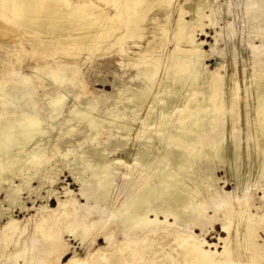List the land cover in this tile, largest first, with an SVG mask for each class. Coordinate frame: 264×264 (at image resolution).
<instances>
[{
	"label": "rangeland",
	"instance_id": "1",
	"mask_svg": "<svg viewBox=\"0 0 264 264\" xmlns=\"http://www.w3.org/2000/svg\"><path fill=\"white\" fill-rule=\"evenodd\" d=\"M70 1L78 3L87 0ZM95 1L101 6L105 5V0ZM145 1L162 3V0ZM195 1L172 0L170 5L165 4L167 7L165 11L156 7L148 14L146 20L141 23L132 22L131 27H136L135 32L120 44L115 45V51L111 54L103 51V48L108 45L106 41L96 39L97 41L89 47L79 48L73 45V38L68 37V34L56 39L59 36L58 31H51V35H46L45 44L38 41L39 38H43L42 36H35L32 40L26 41L20 36L21 29L13 17L5 15L8 12L7 7L3 9L0 6V70L6 63L16 74L17 81L29 77L34 86L33 94H30L28 90L19 94L15 91L18 83H15V86L9 90L10 99L2 95L0 88V103L5 100V109L16 115L23 112L33 113V104L37 105L42 129V133L36 135L23 151L11 149L9 153L16 151L24 153L28 147H34L39 143L48 144V149L40 155L39 162L16 170L5 181L0 180V264H12L14 260L11 259V255L17 254L20 249L30 245L37 248L36 251L39 254L36 252V255L42 259L39 264H68L71 261H73L72 264H124L121 257L123 259L128 252L118 251L116 255L114 254L126 243V235L118 222L120 221L118 205L126 202L127 199L129 201L135 198L134 195L137 194L140 186L145 187L151 184L150 188H157L163 172L177 173V176L173 178L175 180L170 181L172 186L183 184L187 187L185 190L189 192H198L200 183L211 185L206 188L203 195V200L208 206L205 208L202 227L194 224L186 227L187 219L179 222L170 219L169 224L159 227L160 230L166 227L168 230L179 232L184 238L192 236L195 241L202 244L204 250L219 257L226 248L223 240L228 237L224 227L230 224V232L233 234L239 229L249 227L250 234L241 240L242 249H239L242 252L239 249L237 251L242 255L240 262L246 263L256 258L257 262L264 264V221L260 220V217L264 216V135L260 132L262 131L261 116L257 115L259 109H256L259 108L260 103H257L261 101L260 97L262 95L264 97L262 87L264 84V18L261 21L257 20L254 23L256 26L253 25V29L249 31L250 23L246 15L248 0H205L206 6L200 12V22L194 9ZM145 5L144 2L141 6ZM175 18H181L188 23V29L182 35L192 30L195 40L203 43L200 52L205 53H203L204 66L209 73L202 74L201 83L209 81L211 78L209 74L218 70V76H222V83L226 84L220 93V96H223L221 102L225 110L221 112H224L223 116L220 115L221 113L217 115L215 129L210 127L211 131L198 133L200 136L196 137L197 139L194 138L192 143L180 141H176L177 144L175 141L169 143L172 129L178 125L177 120L184 112L178 98L172 99L174 103L169 111L163 112L155 107L158 99H161V103L167 102L168 98L165 101V97L169 89L162 83L169 81L168 79L175 75L177 67L181 65L172 49L177 46L181 49H193L192 44L179 38L181 33ZM161 25H165L168 29L162 31L159 28ZM138 27L152 29L142 33L136 31ZM231 27L235 29L234 36L237 41L243 37L238 42L239 45H232L235 42L233 39L227 43L221 37V34ZM144 32L148 34V38H142ZM22 42L23 46L20 45ZM212 46L216 47L214 54L211 53ZM123 47L131 52L121 53ZM41 53H45L46 58L38 60V54ZM142 57L158 61V65L152 69L157 74V79L153 80L151 95L138 103L136 99L133 102V98L127 93L124 95L126 99L117 105L121 91L124 89L132 91L141 86L140 81L131 80V76L136 74L135 70L121 66L119 62L123 60L122 58L141 62ZM64 60L69 62L64 63ZM58 66L64 70L65 74L67 72L68 78L75 79L76 85L69 91L64 89V85L56 84L52 78L51 70L58 69ZM178 75L184 76L183 79H189L195 75V72H182ZM4 78L0 73V80ZM257 78L263 81L261 85H258L259 87L254 84ZM230 86H233L234 91ZM254 87L257 93L253 92ZM206 88L207 84L202 88L199 87L192 98L201 99ZM237 92L238 94L240 92L238 102L241 106L234 104L238 96ZM57 93L67 94L58 110L57 106L49 103V99ZM253 93L256 95H251ZM129 96L130 98H127ZM89 101L97 103L91 118L93 117L100 126L99 132L89 129L85 116L78 121L72 120L75 119L74 111L87 113ZM175 102L178 107L175 106ZM137 104H140L141 109L134 114L133 107ZM114 107L113 112L120 115L117 119L110 116ZM150 109H153L152 115H154L152 122L149 121L152 116L151 112L148 113ZM209 109L211 111V108ZM209 109H206V113ZM162 117H169L167 122L169 125L165 123L167 126H161ZM204 117L210 119L209 115L208 118ZM1 127L2 124H0V130ZM220 138H223L221 143H219ZM216 145L221 146V152L227 157L226 160L217 158ZM200 146L204 148L203 152L207 153L196 152L197 148L201 149ZM174 151L186 156L185 169H179L173 161L171 155ZM4 155L0 152V160ZM209 175H213L215 182L208 179ZM142 178L147 180V183L149 178L150 184L146 182V185L142 184L144 183ZM106 181L112 182L109 203L87 204L86 199L80 194L82 185L84 184L87 190L100 194L102 191L100 189H103ZM139 182H142V185H138ZM16 191L18 193L14 203L9 196ZM199 200L202 199L199 197L197 202ZM61 203H65L66 206L59 209ZM114 216H117V220ZM43 218L50 221L41 222ZM11 220L16 222L18 229L13 240L5 242L2 232ZM79 221H83L90 227L89 233L84 235L83 239L70 233ZM52 222H56L61 231L56 242H52L48 234L45 236L38 231L40 229L36 228L40 225L44 227L41 229L45 230ZM160 222L163 224L164 218H161ZM21 232L23 235L19 237ZM108 235L113 236L111 246L106 240ZM147 245L149 242L144 243V246ZM234 246L235 242L232 239L229 248L232 250ZM153 248L158 251L157 255L151 256V259L157 257L156 264L162 261L168 264L171 257L175 259L174 264H184L182 254L185 251L177 241L172 239L160 241V246L156 243ZM44 252L46 253L43 254ZM148 262L149 260H143L138 264ZM19 264L24 263L19 260Z\"/></svg>",
	"mask_w": 264,
	"mask_h": 264
},
{
	"label": "bare ground",
	"instance_id": "2",
	"mask_svg": "<svg viewBox=\"0 0 264 264\" xmlns=\"http://www.w3.org/2000/svg\"><path fill=\"white\" fill-rule=\"evenodd\" d=\"M171 1L172 0H162V3L159 4V2L157 1L147 3V1L145 0H105V5L101 6L95 0L80 1L78 3H72L70 0H0V6H2L3 9L4 8L6 9L7 7L6 10H8V12L5 15L6 16L11 15L13 17L15 23L21 29L20 31L22 33L20 32L21 33L20 36L22 38H25L26 41L32 40L33 37L35 36H42L43 38H39L38 41L41 44H45L44 41H46V35H51L50 34L51 31H58L59 36H57L56 39H59L61 36H64V34L65 35L68 34V37L73 38V42H74L73 45L78 46L79 48L89 47L93 42L97 41L96 39H98L99 41H106L108 45L103 48V51L105 53L110 52L111 54L112 52L115 51L114 50L115 45L120 44L122 41H124V39L128 38L131 34L135 32L134 28L136 27L134 26L133 28L131 27L132 22L141 23L142 21L146 20L148 14L152 10H154L156 7L160 8V10L162 11H165L167 8L165 4L170 5ZM248 1L249 2L246 4L247 5L246 15H248V21L250 23L249 31H251L253 29L254 23L257 22V20L261 21L264 18V0H248ZM144 2L146 3V5L142 7L141 5ZM132 5H133V9H131ZM205 6H206L205 0H196L194 2V9L199 16V20L201 18L200 12L201 10H203V8H205ZM176 21L179 25V28H180L179 30L181 33L179 38L182 41L184 39L185 42L192 44L193 49H181L178 46L175 49H172L174 50V52L173 51L172 52L174 53V55L178 57L179 63H181V65L179 66L180 68L177 67V72L172 78L170 77V79H168L169 81L162 83L163 85H167L169 89L168 95L165 97V101L168 98L167 102L161 103L160 101L161 99H158L155 103V107L161 109L163 112L166 110L169 111V109H171L170 108L171 105L174 103L172 99L176 97L179 99V103L182 109L184 108V112L180 114V117L178 118L179 120H177L179 121V123H177L178 125L173 127L172 132L170 134V138H169L170 144L173 141H175V144H177L176 141H180L183 143L184 142L192 143V140L194 138L200 136L198 133L200 132L207 133L211 131L210 127H212L213 129V127L215 126V122H216L215 120H217L216 116L219 115L222 111H225L222 105L223 102H221V98L223 96H220V93L223 90V87H226L225 86L226 84L222 83V79H221L222 76L219 77L218 70H215L216 72L212 71L209 74V77H211L209 81L206 80L204 83H201L202 74L208 75L209 73L204 66V59H205L204 54L205 53L203 52L204 53L203 54L200 52V48L203 43L197 42V40H195L194 33L192 32V30H190V32H188L186 35L185 34L182 35V33H184L185 30L188 29L187 28L188 23L184 22L181 18H177V19L175 18V22ZM246 22H247V19H246ZM159 28L162 31H166L168 29L165 25H161ZM150 29L152 28L151 27H138L136 31L138 32L146 31L147 33V31H149ZM245 29H246V26H245ZM234 30L231 27L229 30L224 31L221 34L223 41H226L228 43L231 41V39H233V41L235 42L233 44L232 43H229V44H232V45L238 44V42H240L241 38L243 37L241 38L239 37L240 40L237 41L236 37L234 36V32H235ZM176 32H179V31H176ZM145 34L142 35V38H148L147 37L148 34L146 35ZM20 45L23 46L24 45L23 42ZM215 48L216 47L212 46V49H211L212 54L216 53ZM231 49L229 50L231 51ZM130 52H128V50H125L124 47L121 49V53L127 54ZM45 58H46L45 53L38 54V60L45 59ZM122 59L123 60L119 62L120 65L128 67V68L131 67L132 69H134L136 74L134 76H131V80L134 82L140 81L141 86L135 89H132V91L127 90V89H124L123 91H121L122 93L118 99L117 105L120 104L124 99H126L124 98V95L127 93L128 95L131 96V98H133V102L136 99L138 103L139 102L141 103L144 100H146L152 93V86L154 84L153 80L157 79V74L152 69L158 65V61L151 60V59L150 61L146 57L140 58L141 62L139 61L134 62V60L126 59V58H122ZM169 61L171 62V60ZM63 62L68 63L69 61L64 60ZM4 65L5 66L3 67V69L0 70V73H2V75L5 77L3 80H0V88L2 90V95L8 96L7 99H10L9 90L13 86H15L14 85L15 83H18L17 87L15 88V91L17 93L19 94L24 93L25 91L28 90L30 91V94H33L34 86L31 83V79L29 77H26V78L24 77V78H21L23 80L17 81L15 79L16 74L12 70H10L9 65L6 63H4ZM188 71H194L195 75L189 79H185V78L183 79L184 76L180 77V75H178L182 72L185 73ZM66 74L64 70L59 66H58V69L51 70L52 78L53 80L56 81L55 83L56 84L60 83V85H64V89L66 91H69V89L72 86L76 85V82L74 78H68ZM67 79H70L71 81H68ZM262 83L263 81H261L260 78H257L254 80V84H256L257 86L259 84L261 85ZM206 84H207V88L205 92L202 90L204 92L203 97L201 99L198 98L199 100L193 99L192 96L194 95V93H196V91H198L199 87L202 88ZM244 85L246 86V84ZM262 85H263L262 87L264 88V84ZM55 88H57V86ZM231 90H233V88ZM255 90L256 89L254 87L253 92ZM255 92L257 93L258 91H255ZM256 93H253L251 95H256ZM66 95H67L66 93H57L54 97H51L49 99L50 105L57 106V110L60 109L61 105L63 104L66 98ZM221 95H224V94H221ZM237 95H238L237 98L234 100V104L236 106L240 105L238 102L240 100V92L239 94L237 92ZM130 96L127 98H130ZM200 96L201 95L199 94V97ZM261 97H260L261 101L257 103V104L260 103L259 108L257 107L256 109L257 110L259 109L257 111L258 112L257 115L261 116L260 129L262 131L260 132H263V134L261 133V135H264V97L262 98ZM256 98L257 97L255 96V99ZM96 104H97L96 102L89 101L87 113L82 114L78 110L74 111L73 114H74L75 119L73 118L72 120L78 121L79 119L85 116V119L88 120L89 129L98 131L100 126L93 119V117L91 118L92 112L96 110V107H97ZM5 105H6L5 100L0 103V124H2L1 130H0V152L5 154L0 160V180L1 181H5L6 178H8V176L14 173L16 170L21 169L22 167H25V166H29L30 164L39 162L41 160L40 155L45 153V151L48 149V144L39 143V144L34 145V147H28L24 153L17 152L18 150L23 151V149H25L27 146L31 144V142L33 141L36 135H39L42 133V129L40 126L41 118H40L39 108L37 105L33 104V111H34L33 113L23 112V113H20L19 115H16L14 112H10L6 110ZM117 105H115V107ZM175 106L178 107L177 103ZM115 107L112 109L110 116H112L114 119H117L118 117H120V115L113 112L115 110ZM231 107L233 106L231 105ZM209 108H211V111ZM140 109H141L140 104H137L135 107H133V113L137 114V112H139ZM206 109H209L207 113H206ZM256 109H253V110L256 111ZM233 111L235 112V109ZM150 112L152 115L153 109L148 110V113ZM180 112L178 111V114ZM228 112H230V110H228ZM223 113H221L220 115H222ZM173 114L174 113H172V115ZM208 115L210 116L209 120L205 119L204 117L206 116L208 118ZM153 116L154 115L150 116V119H149L150 122L154 120ZM168 120H169V117H162L161 126L166 125V124L169 125L167 123L169 122ZM149 125L151 124L149 123ZM221 139L223 138H220L219 143L222 142ZM195 142L197 143V141ZM216 148H218L217 158H220L221 160H226L227 157L225 156V154H222L221 152V146L216 145ZM11 149H15L17 151L15 153H9ZM197 149H196V152L198 153L199 151L203 152L204 150L203 147H201V149L199 148ZM205 153L207 152L204 151L203 154ZM171 156H172L173 161L176 162L177 167L179 169H185L187 167L186 156L184 154L182 155L181 153L179 152L176 153L174 151L172 152ZM162 174H163V177L160 181V185L154 189L150 188L151 178L150 177H149L150 179L148 178L149 181L147 183V180H145L144 179L145 177L143 176L144 178L142 179H144V183L142 182L141 183L146 185L145 184L146 182L147 184H150V185L148 186L146 185L145 187L140 186L141 189L138 186L139 190L137 189L138 192L137 194L134 195L135 198H133L132 200L130 199L129 201H127L128 200L127 199L126 202L125 201L121 202V204L118 205L119 207L118 208L119 210L118 218L120 219V221L118 222L122 226L123 231L126 235V243L123 244V246L119 250L115 251L114 254L116 255L118 251H123V252L127 251L128 252L127 256L123 257V259L121 257V260H123L124 264H136V263L138 264L139 261H143V260H149L147 264H156L157 257H153V259H151L152 255H157L158 253V251L153 248L154 245H156L157 243V246H160V241L164 242V241L171 240V239L174 241H177L180 244V246L183 248V250L185 251L182 254L184 264H235V263L236 264H263L261 262H257L256 258H253V260L251 259L252 261L250 262H246V263L240 262V260L242 259V255L237 253V251L239 248L242 249L241 248L242 238L246 236L247 234H250L251 231L249 227H247L246 229H242V230L239 229L233 234L230 232L231 225L229 224L225 226L224 229L228 232V237L223 240L226 248L219 257H215L213 256L214 254L204 250L202 247V244L195 241L192 236L184 238L182 235L179 234V232L168 230L166 227L160 230L159 227L161 225L169 224L170 219H174L175 222H179L180 220L187 219L186 227L189 226L190 224L201 226L202 219L205 216V210H206L205 208L208 206V204L203 200L204 199L203 195H205L206 188L209 185H211L209 183L207 184L200 183L198 186V192H192V191L189 192L185 190V188L187 187H185L183 184H180V186H176V187L172 186L170 181L175 180L173 178L177 176V173L173 174L169 172L168 173L163 172ZM73 176L77 179V181H79L76 175L73 174ZM208 179L211 182H215L213 175H209ZM141 183L139 182L138 185H142ZM110 186H112V182L108 183V181H106L103 184V189H100V191L102 190L100 194H97L96 191L87 190V187L83 184L82 187L80 188V194L83 198L86 199L87 204L100 203V202H104L107 204L109 203V198H110L109 197V191L111 188ZM17 193L18 192L16 191L14 192V194L9 196L10 200L14 203L17 198ZM147 197L148 198L150 197V198L147 199ZM199 197L202 200H199L197 202V199ZM130 198L132 197L130 196ZM206 201L208 200L206 199ZM63 206L65 207L66 204L61 203L59 209L62 208ZM91 207L92 209H95L93 208V206ZM188 211L190 212L187 216ZM92 212H90V214H92ZM161 218H164L165 220L163 224L162 222H160ZM114 219L117 220V216H114ZM260 220L264 221V216H261ZM48 221L50 220H46L45 218H43V221L41 222H48ZM243 223L244 222H242V224ZM36 228L37 230L40 229L38 231H40L43 235L46 236V234H48L51 237L52 242H56V240H58V235L61 232L59 230V227L56 225V222H52L51 224H48V227L45 230L41 229L44 227L40 225H37ZM17 229L18 228L16 226V222L11 220L8 226L2 232L3 235L5 236V242H9L13 240V236L17 232ZM89 231H90V227L87 226V224H84L83 221H79L77 223L76 228L70 230V233H72L74 236H79L80 238L83 239L84 235L88 234ZM22 235H23V232H21V234L19 233L18 236L20 237ZM112 237H113L112 235L106 236V240L109 246L112 245V242H111ZM232 239L235 242L234 247L236 249L232 247L234 249L231 250V248H229V244H230V240ZM17 242L19 243V240ZM145 242H149V245L144 246ZM36 249L37 248H35L32 245L27 246V248H23L22 250L20 249L17 254L11 255V259L14 260L12 264H19V260H22L24 264H39V262L42 259L38 255H36L38 253ZM43 249H46V248H43ZM45 253L46 252H44L43 254ZM245 257L246 256H244V258ZM174 262H175V259L171 257L169 259L168 264H174ZM72 263L73 261L69 262L68 264H72ZM160 264H165V262L162 261Z\"/></svg>",
	"mask_w": 264,
	"mask_h": 264
}]
</instances>
